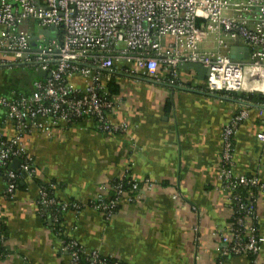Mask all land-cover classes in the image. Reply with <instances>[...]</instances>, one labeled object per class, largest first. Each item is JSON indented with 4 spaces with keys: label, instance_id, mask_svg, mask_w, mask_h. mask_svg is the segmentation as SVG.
<instances>
[{
    "label": "built area",
    "instance_id": "built-area-1",
    "mask_svg": "<svg viewBox=\"0 0 264 264\" xmlns=\"http://www.w3.org/2000/svg\"><path fill=\"white\" fill-rule=\"evenodd\" d=\"M242 47L248 48V61L239 49L235 54L240 58L232 60L231 49ZM187 63L209 69L206 92L237 103L221 128L217 172L234 221L229 247L215 264H223L222 257L230 255L252 256L250 264H264L260 260L264 237L257 226V201L264 195V182L254 173L238 172L234 163L239 129L253 108L264 120V102L232 95H264V0H0V68L45 73L32 79L29 92L0 97L2 124H12L14 130L6 136L0 127V175L4 180L0 201L14 196L23 176L37 173L26 136H52L56 128L84 120H93L106 135L127 133L128 122L115 118L122 98L111 94V76H141L182 86L179 74ZM256 138L264 143V129ZM15 159L19 160L17 168L11 167ZM123 178L138 192L132 175H125L101 185L83 204L57 199L53 194L56 184L49 180L38 186L37 203L56 205L60 218L69 209L77 211L87 205L109 221L123 200L134 199L123 190ZM242 188L248 190L246 197ZM58 219L50 220L53 224ZM67 237L68 241L60 240V250L68 255L69 264H79V253L88 264H119L118 258L110 262L99 250Z\"/></svg>",
    "mask_w": 264,
    "mask_h": 264
},
{
    "label": "crops",
    "instance_id": "crops-1",
    "mask_svg": "<svg viewBox=\"0 0 264 264\" xmlns=\"http://www.w3.org/2000/svg\"><path fill=\"white\" fill-rule=\"evenodd\" d=\"M179 76L182 86L111 76L108 85H118L122 98L115 118L128 122L127 133L106 135L93 120H84L56 128L52 136H26L37 173L23 176L14 196L0 201L5 230L0 264H69L53 224L39 213L37 182L52 180L57 199L85 204L101 185L125 175L138 183L137 196L122 202L109 221L87 205L69 209L61 222L67 236L125 264L217 262L229 247L233 222L217 179L221 128L237 103L206 92L205 81L193 69L181 67ZM5 77H0L6 84L0 97L31 90L30 80L13 83ZM3 119L0 107V127L12 136V124L3 125ZM263 123L253 108L234 140V163L238 172L254 173L264 182V143L256 138ZM257 226L264 237V195L257 201ZM222 260L250 263L236 255ZM260 260L264 263V243Z\"/></svg>",
    "mask_w": 264,
    "mask_h": 264
},
{
    "label": "trees",
    "instance_id": "trees-1",
    "mask_svg": "<svg viewBox=\"0 0 264 264\" xmlns=\"http://www.w3.org/2000/svg\"><path fill=\"white\" fill-rule=\"evenodd\" d=\"M204 86H205V84H204ZM108 87H109V90H110L111 94H114V95H118L119 94V86L116 85L115 83L114 84L113 83H109ZM203 89H204V87H203ZM232 95L234 97H236V98H245L246 97L248 100L252 101L253 103H262V102H264V95H262L260 93H250V94L233 93ZM19 181L20 180H18V183H19ZM116 181H118V179L112 180L111 183H114ZM128 181L129 180L125 179V178H123L121 180V184H122L123 190L126 192L127 195H130V196H132L134 198L137 195V191L132 189L131 183L128 182ZM37 183H38V186H40V185H42L43 182H37ZM47 191L49 192V194L52 195V190L50 188H48ZM241 192H242V196L246 197L248 190L245 189V188H242ZM110 195H111V198H114L116 194L113 191H111ZM58 210H59L58 207L56 205H54V204L51 205V206H46V207H44V206L39 204V213H40L42 219L44 220V222H46L48 220V218L49 219L56 218V217L59 218L58 222L53 223V227L52 228L54 229V232L57 233L56 235H57V237H59L60 240L68 241L69 240L68 237L63 233V231H62L63 228L60 226V223L62 222V217L60 218V213L58 212ZM232 221H234L233 218H232ZM60 229H62V230H60ZM3 235H5V230H4V225L1 222L0 223V240L3 239ZM0 248H2L1 244H0ZM245 257L248 259L249 262L253 258L252 256H245ZM105 259L109 260L110 262H115L116 261V259L112 258V257H107ZM79 264H88V261H87L86 256L84 254L82 255V254L79 253ZM119 264H125V263L120 260Z\"/></svg>",
    "mask_w": 264,
    "mask_h": 264
},
{
    "label": "water",
    "instance_id": "water-1",
    "mask_svg": "<svg viewBox=\"0 0 264 264\" xmlns=\"http://www.w3.org/2000/svg\"><path fill=\"white\" fill-rule=\"evenodd\" d=\"M43 33H45L46 35L48 34V31L46 30H43L41 31ZM236 49H239L241 51L244 52L243 54V58L245 59V61H248V56H249V53H248V48L247 47H242V48H232L231 49V53H230V57L232 60H236L237 58H240V56H238L237 54H235V50ZM182 68H188V69H193L195 70L197 73H198V77L201 79V80H205V78L208 76L209 74V69L202 66L201 64H198V63H187V64H183L181 66ZM35 76H40V77H43L45 76V73L43 71H37L35 74H34V77ZM19 163V160L18 159H15L13 160V162L11 163V167L13 168H17V165Z\"/></svg>",
    "mask_w": 264,
    "mask_h": 264
},
{
    "label": "rangeland",
    "instance_id": "rangeland-1",
    "mask_svg": "<svg viewBox=\"0 0 264 264\" xmlns=\"http://www.w3.org/2000/svg\"><path fill=\"white\" fill-rule=\"evenodd\" d=\"M0 71L2 72V74L4 73L5 75H7V77H11L12 78L11 80L13 81V83H18V82H20V80H24V81L25 80H27V81L30 80V81H32V79L34 78V73H32V72H30L28 70H23L21 68H16L14 70H9L7 68H2V69H0ZM2 74H0V75L5 77ZM7 77H5V78H7ZM5 86H6V84H4L2 79L0 78V94H2ZM124 201L125 200H123L122 202H124Z\"/></svg>",
    "mask_w": 264,
    "mask_h": 264
},
{
    "label": "bare ground",
    "instance_id": "bare-ground-1",
    "mask_svg": "<svg viewBox=\"0 0 264 264\" xmlns=\"http://www.w3.org/2000/svg\"><path fill=\"white\" fill-rule=\"evenodd\" d=\"M263 76H264V72H262Z\"/></svg>",
    "mask_w": 264,
    "mask_h": 264
}]
</instances>
